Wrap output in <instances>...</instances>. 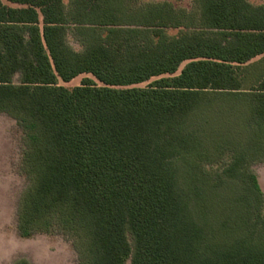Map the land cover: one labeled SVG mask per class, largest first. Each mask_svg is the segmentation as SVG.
I'll return each instance as SVG.
<instances>
[{"label":"trees","instance_id":"16d2710c","mask_svg":"<svg viewBox=\"0 0 264 264\" xmlns=\"http://www.w3.org/2000/svg\"><path fill=\"white\" fill-rule=\"evenodd\" d=\"M6 1L0 114L24 140L19 237L58 231L78 264H264L251 168L264 161V4Z\"/></svg>","mask_w":264,"mask_h":264},{"label":"rangeland","instance_id":"374dc122","mask_svg":"<svg viewBox=\"0 0 264 264\" xmlns=\"http://www.w3.org/2000/svg\"><path fill=\"white\" fill-rule=\"evenodd\" d=\"M1 1L4 5L15 7L6 0ZM247 1L254 5L264 4V0ZM158 2H169L190 12L196 11L192 0H126V8L128 12H133L145 4ZM64 4L67 7L69 0H64ZM170 34L174 35L175 32ZM67 43L74 51H82V46L71 33L67 36ZM185 64L181 65L176 75ZM85 78L93 80L90 75L83 74L68 83L60 82L59 85L71 89L80 86ZM154 80L156 79L153 78L137 87L144 88ZM96 84L100 85L98 82ZM23 151L24 140L20 127L9 116L0 114V264H18L21 261L27 264H78L79 250L73 246L68 236L54 231L51 234H38L30 239H22L17 233L18 206L28 186L27 179L20 172ZM251 168L256 173L264 194V161L254 164ZM128 240L132 245L130 236Z\"/></svg>","mask_w":264,"mask_h":264}]
</instances>
